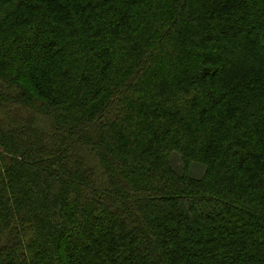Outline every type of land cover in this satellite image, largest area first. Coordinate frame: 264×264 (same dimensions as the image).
Wrapping results in <instances>:
<instances>
[{
  "label": "trees",
  "instance_id": "trees-1",
  "mask_svg": "<svg viewBox=\"0 0 264 264\" xmlns=\"http://www.w3.org/2000/svg\"><path fill=\"white\" fill-rule=\"evenodd\" d=\"M0 264H264V0H0Z\"/></svg>",
  "mask_w": 264,
  "mask_h": 264
},
{
  "label": "rangeland",
  "instance_id": "rangeland-1",
  "mask_svg": "<svg viewBox=\"0 0 264 264\" xmlns=\"http://www.w3.org/2000/svg\"><path fill=\"white\" fill-rule=\"evenodd\" d=\"M173 164L177 171H180L182 169V163L180 161V157L178 155L173 156ZM203 173V170L200 167L194 166V168L191 171V174L193 176H201Z\"/></svg>",
  "mask_w": 264,
  "mask_h": 264
}]
</instances>
